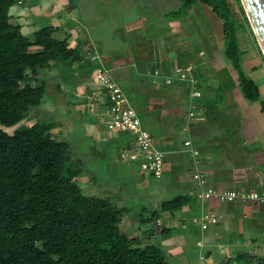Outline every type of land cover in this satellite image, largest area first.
<instances>
[{
	"label": "crops",
	"instance_id": "obj_1",
	"mask_svg": "<svg viewBox=\"0 0 264 264\" xmlns=\"http://www.w3.org/2000/svg\"><path fill=\"white\" fill-rule=\"evenodd\" d=\"M90 1L81 0L78 3V0H14L9 8V20L14 24H19L21 31L27 35L32 34L45 24H51L57 28L55 31L57 36L67 37L69 46L79 49L82 55L80 61L68 66L70 73L66 71L67 76L59 78L61 88L67 93V102L75 107L85 106L89 110L88 125L92 130V141L100 147L103 144L99 141L102 140L104 147L110 148V152L100 154V156L102 155L106 159L111 157L112 160H115L111 163L116 164L120 159L114 154L118 152L122 158L139 163L141 155L134 145L133 136L106 128L108 101L104 90L92 80L95 65L89 60L90 55L97 54L101 57L102 63L107 67L111 76L124 88L130 103L133 104L131 99L137 101L141 109L145 111L148 124H145L144 119L140 117L142 124L150 129L155 146L165 153L163 173L160 178H156L160 181L152 185L148 182L149 188L154 194L156 193L155 196L159 192L170 191L176 193L173 197L180 195L186 198L181 208L172 211L162 210L160 204L173 197L162 199L158 209L151 211V217L155 216V219L153 218L155 228L148 226L143 228L141 225L146 224L148 218L140 216L137 219L139 224H135V230H133L134 235L148 242L152 241L161 247L165 253L166 261L169 257L179 256L180 258L191 253H197L198 258L200 251H204L209 256L212 249L207 243L211 240V236L205 235L203 238L200 234L194 245L187 242V220H199L200 228L203 229L201 227L202 216L212 212L217 217V221L209 223L210 225L231 226L232 230L240 233L245 229L235 218L236 212L239 211L244 216L250 215L252 218L250 227H253L255 221L259 220L255 211L264 210V205L255 202H224L216 197L200 199L196 197L195 192L201 187L192 179L191 175L195 170H199L205 177V185L217 189L228 188L244 191L252 188L264 189V114L261 105L258 100H250L245 97L239 84L238 73H234L230 68V66L232 67L231 61L226 55H223V50L219 52L215 46L212 55L207 54L208 48L202 47L196 49L197 55H181V51L192 50L190 42L185 41L181 48L171 45L167 46L160 55H148L143 49L141 34L136 33L131 41L132 45L136 46L133 55H110L108 52L100 51L94 45L95 40L87 24H83L81 20L82 12L80 13L79 5ZM113 1H115L113 3L115 6H111L112 10L116 9L117 12L121 6L125 5L122 3L123 1L128 5H136V1L132 2V0H94L93 2L98 5ZM146 3L151 4L152 0H147ZM144 8L138 12L142 15L141 17L140 14L134 15L135 18L127 19L123 24H130L136 19L146 18L147 10H143ZM169 9L167 6L163 7V13L169 14L172 11ZM186 17H188V13ZM159 33H163L165 37L174 32L159 30ZM191 34L188 32L189 36ZM217 52L218 54H216ZM194 59L197 65L192 63L191 60ZM213 61H216L219 70L214 71L210 68L207 71L203 69L207 64L211 65ZM243 64L250 65L252 70L261 65L260 67L264 71V63L259 55H257V59L248 57L243 59ZM185 65L193 66V76L197 79L196 86L201 91L200 96L191 97L189 83L174 74L175 66ZM131 66L133 71L128 73L127 69ZM55 68L57 74L60 69ZM153 69H159L162 74L171 76V82L166 83L159 77L150 79L151 73L147 72H151ZM132 74L136 77V81L140 82L138 87L132 85L135 84L131 81ZM218 76L223 79L220 84L216 81ZM250 77L257 85L260 96L264 98L261 95L260 85L254 77ZM255 77L256 79L262 78L258 73ZM141 84L145 87V84L149 85L147 90L149 94H146L148 98H142L146 88H141ZM261 84L264 89V79ZM128 91L131 97L128 95ZM190 103H193L196 108L195 115L188 119L186 114ZM187 138L191 140L192 147L199 150L197 157L199 161L196 165L192 162L191 152L184 145V140ZM128 152L138 153L137 159L130 160L125 156ZM140 172L142 176L150 175L141 169ZM160 189L164 191H159ZM124 209L123 213L127 212V208L124 207ZM124 219L129 221L125 224H130L128 218ZM156 219H160L161 223L157 224ZM164 221L168 224H165ZM176 225L182 230L175 228L176 231L173 232L170 227H177ZM164 228H167L169 232H160ZM198 241L201 242L200 246L197 245ZM245 242L244 249H239L240 245H235V249L224 247L219 251L221 254L219 261L216 262L232 264L231 260L229 261V252H234L233 259L239 262L243 258L247 261L252 259L250 256L256 254L255 248L258 249L259 244L256 243L253 235H250L249 240ZM263 256L264 250L260 257L257 256L254 259V264ZM179 261L178 264H184V261ZM241 264L243 263L241 262Z\"/></svg>",
	"mask_w": 264,
	"mask_h": 264
},
{
	"label": "trees",
	"instance_id": "obj_2",
	"mask_svg": "<svg viewBox=\"0 0 264 264\" xmlns=\"http://www.w3.org/2000/svg\"><path fill=\"white\" fill-rule=\"evenodd\" d=\"M181 1L187 5L193 0ZM13 2L0 0V264H167L161 247L121 229L124 207L86 195L72 178L78 170L63 174L71 149L68 142L52 136V121L37 120L12 133L3 129L41 104L49 84L30 82L38 69L57 63L70 66L82 56L67 37L55 34L57 28L51 24L24 34L9 20ZM219 16L223 55L237 70L245 97L258 100L264 114V98L242 69L243 51L234 23L222 10ZM56 87L59 91L58 83ZM185 201L178 195L162 201L160 208L172 211ZM256 264H264V256Z\"/></svg>",
	"mask_w": 264,
	"mask_h": 264
},
{
	"label": "rangeland",
	"instance_id": "obj_3",
	"mask_svg": "<svg viewBox=\"0 0 264 264\" xmlns=\"http://www.w3.org/2000/svg\"><path fill=\"white\" fill-rule=\"evenodd\" d=\"M80 1L81 0H78V3ZM93 1L94 0L79 5L80 13L82 12L81 20L83 24H87L91 31L95 40V47L100 51L108 52L110 55H133V50L136 46H134V44L132 45L131 41L136 36V33L141 34L140 38L142 39L143 49L148 55H160L167 46L171 45L181 48L182 43L185 41L190 42L192 50L181 51V55H197L196 49L199 47L208 48V55H212L214 46L219 52H222L225 43L223 19L219 16L222 10L223 13L225 12L226 15L231 17L234 23V34L239 39L240 50L243 51L241 55V65L243 59L247 57L257 59V55H259L262 62H264L262 50L240 0H212V4L202 0H193L187 5H183L181 0H152L151 4H147V0H132V2L136 1V5H128L123 1L122 3H125V5L123 7L121 6L119 12H117L116 9L112 10L111 6L114 5L113 3H115V1L111 3L105 2V4L99 3L98 5ZM215 4L219 7L215 6ZM165 6L170 8L169 10H172L167 15L163 13L162 10ZM137 7L141 9L145 7L143 10H147V12L144 11L147 17L144 19H136L130 24H123L127 19L132 20L137 14H140L138 12H140L141 9ZM187 13L188 17H186ZM141 16L140 14V17ZM159 30H170L174 33L164 37V34L159 33ZM188 32L192 34L189 36ZM30 35L31 34H28V36ZM216 54H218V52ZM191 61L194 65H197L195 59ZM211 63L212 66L209 63L204 66L203 69L207 71L210 70V68L214 71L219 70L216 61ZM246 65L247 64H243L242 69L247 75L250 74V76L255 78L261 87V95L264 97V89H262L261 84L264 79V71L261 69V65H258L259 67L255 70H252L250 65ZM52 67L38 69L37 74L30 78L31 83L45 81L49 84V90L44 94L41 104L36 107H31L28 115L21 121L10 127H3V129L8 133H12L20 127L33 124L37 120L52 121L53 125L50 129L52 136L68 142L71 149V157L70 160L65 163L63 174L68 176V170H78L79 173L75 174L72 178L83 189L86 195L105 197L114 204H121L119 206L127 208V212L122 214L119 225L128 235L134 236L133 230H135V224H139V220L137 219L140 216L148 218L146 224L141 225L143 228L145 226L155 228V216L151 217V211L158 209L162 199L171 198L176 195V193L160 189L159 191L164 192H159L155 196L156 193L154 194L149 188L148 182L152 185L158 183L160 180L148 174L142 176L140 174V166L136 161L133 162L129 161L127 158H122L118 152L114 154V156L120 159L116 164L111 163V161H115L114 159L112 160L111 157L106 159L102 155L100 156V154L110 152V148L104 147L102 140L99 141L103 144L100 145V147L92 141V130L89 129L90 125H88L89 110H87L85 106L82 108H80L81 106H71L70 103L67 102V93L59 84V78L66 77L67 74L65 72L67 71L70 73V68H67L68 66H64L62 63H57V65ZM55 67L60 69L57 74V69ZM227 67L229 68L228 65ZM230 68L233 69L232 71L234 73H237V70L233 66H230ZM72 69L73 67L71 68V72ZM132 69V66L129 67L127 72L132 73ZM152 72L153 70L147 73ZM257 73L259 76L261 75L262 78L256 79L255 76ZM152 77L153 75L151 74L150 79ZM217 78L216 81L219 82V84L223 82L222 77L220 78L218 76ZM92 80L95 82L94 77ZM136 80V77L132 74L131 81L135 83L132 85L138 87L140 82L138 83ZM57 83L59 84V91L56 87ZM145 85L146 87L141 84V88H146L142 96L143 99L148 98L146 94H149L147 91L149 85ZM60 91H62L61 95ZM127 93L131 97L129 91ZM139 97H141L140 94ZM131 102L137 109L139 116L144 119L145 124H148L145 111L141 109L137 101L131 99ZM145 127L149 129L148 126ZM113 138L116 139V137ZM134 145L137 146L135 143ZM155 200L157 201L155 202ZM255 213L259 220L255 221V226H251V228V216H244L239 211L236 212L237 216L235 218L245 229L240 233L232 230L231 226L224 227L222 224H209L207 228L201 229L199 220H187L188 236H186V240L194 245L196 238H199L200 234L203 238L205 235L211 236V240L207 243L210 244L212 249V253H210L209 256L213 260L219 261V256L221 254V252H219L220 250L224 247L235 249V245H240L239 249H244L245 241L249 240L250 235H253L256 243L259 244V248H255L256 254H251L252 256L250 257L252 259H248L247 261V259L243 258L241 262L243 264H254V259L257 258V256L260 257L264 250V210L259 209L258 212L255 211ZM124 218H128L130 224H125V222L129 221H126ZM164 222L168 224L166 221ZM170 228L173 232L182 230L178 226H171ZM137 237L144 243L148 242L147 240L141 239L139 236ZM229 254V261L231 260L230 262L232 264H241V262L233 259L235 257L234 252H229ZM178 261H184V264H197V253H191L188 256L185 255L180 258L179 256H176V258L169 257L167 260L168 264H178Z\"/></svg>",
	"mask_w": 264,
	"mask_h": 264
},
{
	"label": "built area",
	"instance_id": "obj_4",
	"mask_svg": "<svg viewBox=\"0 0 264 264\" xmlns=\"http://www.w3.org/2000/svg\"><path fill=\"white\" fill-rule=\"evenodd\" d=\"M89 60L95 65L94 80L104 90L108 106L106 120V128L112 131H119L128 133L133 136V141L137 145L141 159L139 166L142 171H145L155 178H160L163 173L164 151L154 144V138L149 129L143 126L141 118L136 108L130 103L129 98L120 84L111 76L107 67L102 63L101 57L97 54L90 55ZM174 74L181 80H186L191 88L190 96L196 97L201 95L200 89L196 86L197 79L193 76L192 65L175 66L173 68ZM153 78H161L166 83L171 82V76L162 74L161 70L153 69L151 73ZM195 105L189 104L187 110V118L191 119L195 115ZM184 145L192 154V162L194 165L198 163L199 150L192 147L191 140L185 139ZM130 160H136L138 153L128 152L125 154ZM192 179L200 185V189L195 192L196 197L200 199H207L216 197L220 201L232 202H255L264 205V189L252 188L249 190H235L222 188L217 189L212 186L205 185V177L199 171L195 170L192 173ZM217 217L208 212L202 216L201 227L207 228L209 223H215ZM156 223L160 224V219H156ZM200 246L201 242L198 241ZM197 264H220L210 259L204 252L198 253Z\"/></svg>",
	"mask_w": 264,
	"mask_h": 264
},
{
	"label": "water",
	"instance_id": "obj_5",
	"mask_svg": "<svg viewBox=\"0 0 264 264\" xmlns=\"http://www.w3.org/2000/svg\"><path fill=\"white\" fill-rule=\"evenodd\" d=\"M264 56V0H240Z\"/></svg>",
	"mask_w": 264,
	"mask_h": 264
}]
</instances>
